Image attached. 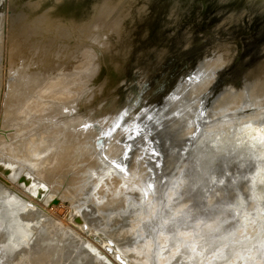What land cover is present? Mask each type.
<instances>
[{"label": "water", "instance_id": "obj_1", "mask_svg": "<svg viewBox=\"0 0 264 264\" xmlns=\"http://www.w3.org/2000/svg\"><path fill=\"white\" fill-rule=\"evenodd\" d=\"M0 264H264V0H0Z\"/></svg>", "mask_w": 264, "mask_h": 264}, {"label": "flooded vegetation", "instance_id": "obj_2", "mask_svg": "<svg viewBox=\"0 0 264 264\" xmlns=\"http://www.w3.org/2000/svg\"><path fill=\"white\" fill-rule=\"evenodd\" d=\"M231 245L227 246H223V250H226L227 248H229ZM242 247H244L243 245H241ZM221 249V248H220Z\"/></svg>", "mask_w": 264, "mask_h": 264}]
</instances>
